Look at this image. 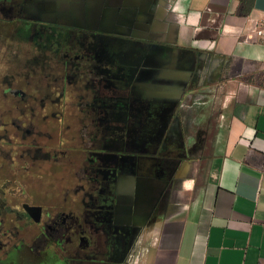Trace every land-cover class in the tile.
Listing matches in <instances>:
<instances>
[{"label":"crops","instance_id":"obj_1","mask_svg":"<svg viewBox=\"0 0 264 264\" xmlns=\"http://www.w3.org/2000/svg\"><path fill=\"white\" fill-rule=\"evenodd\" d=\"M9 1L106 47L144 98L139 133L170 137L122 264H264V0ZM138 63L156 69L136 81Z\"/></svg>","mask_w":264,"mask_h":264},{"label":"flooded vegetation","instance_id":"obj_2","mask_svg":"<svg viewBox=\"0 0 264 264\" xmlns=\"http://www.w3.org/2000/svg\"><path fill=\"white\" fill-rule=\"evenodd\" d=\"M5 39L40 54L0 78V264L126 262L143 229L140 89L88 32L0 0L1 48ZM167 146L151 153L156 170Z\"/></svg>","mask_w":264,"mask_h":264},{"label":"rangeland","instance_id":"obj_3","mask_svg":"<svg viewBox=\"0 0 264 264\" xmlns=\"http://www.w3.org/2000/svg\"><path fill=\"white\" fill-rule=\"evenodd\" d=\"M7 29H5V31H7ZM7 41H9V40H7V39L4 40V42H5L4 48L0 47V62H2V65H0V78H1V75L3 72L10 71V68H11L10 66H12V65H7V64H10L12 62H17L20 64V65H18L19 73H27L28 64H29L28 57H31L33 55H35V57L38 56L40 54L38 52V48L36 49V47H33L34 49H31L30 46H35V44L32 43V45H31V42L24 41V42H20L19 45L16 44V46H15L16 48H14V50L12 49L13 50V52H12L11 49L7 48V46H8ZM35 50H36V53H35ZM32 52H34L35 54H32ZM134 66H135L134 72H137V74H138V75H136L138 77H133V79L136 81H142V80L146 79V76L149 73H153L156 69L155 65H140L138 63L137 65H134ZM39 72H40V70L37 69V77L39 76ZM133 79H131V80H133ZM0 82H1V80H0ZM126 87L131 88L129 85H127ZM43 93H44V91L42 90L41 94H43ZM196 136H198V135H196ZM206 136L207 135H202L200 137V140L203 141ZM190 137L192 138V135L184 134V136H182V138L185 140V142H187V139L189 140ZM191 138H190V140H192ZM132 141L136 142V143L141 142L143 144V148L146 149L144 152L147 153L146 154L147 157H146V159L142 160V163H145L147 161H153V164L155 162V157H151V156H153V154H151V153L154 150L151 148L152 144L153 145L156 143H162V144L163 143L164 144L169 143V144H171L169 135L167 138L166 135H162L161 133H153V132H148V133L145 132L144 134H140V135L133 134ZM163 153H164V151H163ZM160 154H162V152ZM164 154H166V153H164ZM2 183L3 182L0 181V185ZM4 183H5V181H4ZM19 189H20V187L18 188V190ZM5 195H6V198L9 197V195H7V193H5ZM136 250H137L136 252H140V247H137Z\"/></svg>","mask_w":264,"mask_h":264},{"label":"built area","instance_id":"obj_4","mask_svg":"<svg viewBox=\"0 0 264 264\" xmlns=\"http://www.w3.org/2000/svg\"><path fill=\"white\" fill-rule=\"evenodd\" d=\"M263 32H264V30H263V29H259V30H258V33H259V35H262V34H263Z\"/></svg>","mask_w":264,"mask_h":264}]
</instances>
